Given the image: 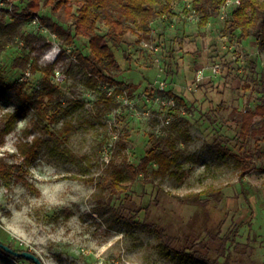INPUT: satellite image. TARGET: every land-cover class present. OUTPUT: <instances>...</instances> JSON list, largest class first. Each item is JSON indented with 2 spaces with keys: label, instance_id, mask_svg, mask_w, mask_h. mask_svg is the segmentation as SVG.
<instances>
[{
  "label": "rangeland",
  "instance_id": "374dc122",
  "mask_svg": "<svg viewBox=\"0 0 264 264\" xmlns=\"http://www.w3.org/2000/svg\"><path fill=\"white\" fill-rule=\"evenodd\" d=\"M235 6V0H226L207 25L199 26L189 0L174 1L171 14L151 22L149 39L127 32L117 46L108 41L122 69L117 76L122 91L108 88L116 105L102 115L96 99L106 86L87 88L75 57L89 53L88 39L76 37L65 45L38 20L20 26L13 44L0 48V125L6 112L17 109L18 114L14 128L0 134V167L8 171L0 177L1 242L36 254L44 264H203L163 247L153 223L181 237V244L186 238L204 241L210 256L216 255L219 237H233L226 243L233 264L249 258L251 264H264V134L243 145L239 136L241 112L260 103L264 47L254 36L238 40V31L229 32ZM9 10L0 0L3 23L11 21ZM40 14L69 24L63 7L54 13L42 7ZM105 32L99 24L97 33ZM26 53L33 71L13 66L14 58ZM214 64L220 66L217 73L211 72ZM199 69L204 77L196 83ZM47 81L70 109V153L42 143L26 157L19 145H31L62 121L44 125L33 108L20 106L7 85L23 84V93L30 95ZM168 131L189 136L187 144H179L181 174L157 179L159 185L144 183L139 175L129 194L111 198L101 214L94 210V184L68 177L99 174L109 160L137 165L151 146L149 136ZM245 244L253 248L249 258ZM0 264L34 263L0 251Z\"/></svg>",
  "mask_w": 264,
  "mask_h": 264
},
{
  "label": "trees",
  "instance_id": "16d2710c",
  "mask_svg": "<svg viewBox=\"0 0 264 264\" xmlns=\"http://www.w3.org/2000/svg\"><path fill=\"white\" fill-rule=\"evenodd\" d=\"M10 6L9 13L11 21L3 23L0 20V48L11 45L15 37L18 36L20 26L28 21L38 20L40 25L50 34L55 35L63 44L71 45L76 37L88 39L89 53H76V62L81 67L84 74V85L89 89H97L99 85L106 88L100 90L96 99L97 111L99 114H106L116 105L113 96L108 94V88L114 87L117 91H122L118 87L122 82L117 79L122 69L115 57L114 51L108 45L110 41L117 46L124 42L127 32L136 33L139 39H149L151 36V22L156 18L172 13V4L179 0H4ZM191 11L198 18V25H207L210 18L216 16L224 6L226 0H189ZM42 7L49 8L51 12H56L63 7L66 14L64 25L55 20L51 15L40 14ZM106 28V32L101 35L97 33L98 25ZM227 29L234 33L238 31V40H244L254 36L256 43L264 47V0H239L231 11L227 20ZM30 34L24 36V39ZM13 66L32 71L36 66L31 63L29 53L17 56L13 60ZM52 66L45 69L46 75H50ZM260 92V103L253 109L241 112V126L239 136L243 142H247L252 136L259 133L264 134V78ZM7 87L12 88L20 102V106L33 108L38 120L46 126H52L61 122L57 130L47 129L45 137H35L32 144L22 143L18 147L20 154L30 157L43 143L52 150L69 155L67 142L73 129L72 122L66 117L70 109L55 98L56 89L46 82L45 87L39 91H34L30 95L23 93V84L13 82ZM18 118L17 109L6 112L2 116L3 123L0 125V134L9 133L15 126ZM255 118H258L256 121ZM151 146L146 150L144 156L137 165L127 160L119 163L109 160L106 168L99 174L90 176L70 175V178H79L88 181L96 187V206L94 210L102 213L106 204L113 197L120 195L127 196L132 184L142 175L144 183H155L159 185L160 179L167 175H180L179 165L181 158L180 143L187 144L189 136L185 132L168 131L163 135L149 136ZM228 154V150H225ZM238 161L243 158L237 157ZM247 166L243 167L239 176L247 171ZM8 171L0 167V177L6 178ZM203 191V190H202ZM200 191V193L202 192ZM107 198V200H106ZM139 207L133 215L141 211ZM153 231L160 239L163 247L174 250L180 256L190 259L201 260L203 264H233V258L227 250L226 243L228 236L219 237V244L215 248L216 255L210 256L207 244L200 241H191L188 238L167 234L162 226L151 223ZM217 238V237H216ZM238 249V244H234V250ZM253 248L248 244L243 247V254L249 258ZM0 251L15 260L25 259L21 256H13L0 247ZM22 251V250H18ZM221 258V260H220ZM250 259V258H249ZM248 259L246 264H251ZM29 260V259H27ZM34 263L32 260H29ZM36 264V263H34Z\"/></svg>",
  "mask_w": 264,
  "mask_h": 264
},
{
  "label": "water",
  "instance_id": "95a60500",
  "mask_svg": "<svg viewBox=\"0 0 264 264\" xmlns=\"http://www.w3.org/2000/svg\"><path fill=\"white\" fill-rule=\"evenodd\" d=\"M0 247L5 250L6 252L12 254L13 256H21L25 259L32 260L36 264H44L43 261L40 259L39 256L36 254L30 252V251H18L14 250L10 246L4 244L3 242L0 241Z\"/></svg>",
  "mask_w": 264,
  "mask_h": 264
},
{
  "label": "built area",
  "instance_id": "2783aa9c",
  "mask_svg": "<svg viewBox=\"0 0 264 264\" xmlns=\"http://www.w3.org/2000/svg\"><path fill=\"white\" fill-rule=\"evenodd\" d=\"M226 3V2H225ZM235 3H236V5H238L239 4V0H235ZM225 5V4H224ZM55 36V35H54ZM144 46H147L148 44L144 41L143 43H142ZM219 70H220V66H219V64H214L213 66H212V68H211V72L212 73H217V72H219ZM54 74H55V77L56 78H58V79H60V77H61V75H60V72L58 71V70H54ZM203 77H204V70L203 69H199L198 71H197V74H196V77H195V81H196V83H199L202 79H203Z\"/></svg>",
  "mask_w": 264,
  "mask_h": 264
}]
</instances>
